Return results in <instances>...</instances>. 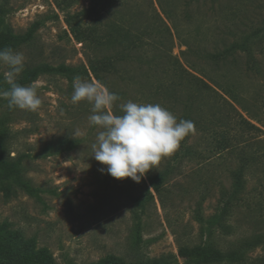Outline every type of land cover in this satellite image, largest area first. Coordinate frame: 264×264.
<instances>
[{
	"label": "rangeland",
	"instance_id": "rangeland-1",
	"mask_svg": "<svg viewBox=\"0 0 264 264\" xmlns=\"http://www.w3.org/2000/svg\"><path fill=\"white\" fill-rule=\"evenodd\" d=\"M181 1L176 0V4L179 6ZM92 2L76 0L63 10L52 0H7L0 9V30L4 35L25 39L15 49L26 58L21 74L40 65H62L72 71L88 67L83 45L70 34L65 18L89 8ZM151 2L159 12L156 0ZM136 3L133 0L129 4L132 12L145 11L144 0L138 3L139 11ZM36 23L38 28L28 37ZM87 23V19L82 21V25ZM263 25L264 0H204L199 14L189 25L181 27V38L192 47L187 54L189 61L205 74L189 70L190 73L199 78H216L225 87L236 83L245 106L257 112L264 122V105L254 99L257 91L264 99V88L235 70L215 74L203 59V54L216 46L222 49L224 42L239 41ZM261 47L262 56L256 53L258 48L253 50L264 63V41ZM185 50L186 46H180L174 37L173 55L180 58ZM7 70V66L0 64V91L9 88L3 75ZM74 77L40 75L30 84L42 101L35 112L9 109L7 99L0 97V117L5 116L10 133L7 149L0 158L2 251L19 258L42 255L52 264H98L112 257L123 264H146L160 259L162 264H216L189 262L179 256V251L204 243L207 232L197 218L213 215L221 193H230L232 174L237 168L235 153L215 155L210 150L209 136L200 132L190 134L186 144L197 154L176 162L167 159L176 168L163 193L159 196L150 189V197L144 199L148 176L155 175L160 164L140 183L116 180L100 171L104 166L92 157L91 145L98 129L88 121L91 105L71 102ZM82 78L97 81L91 74ZM128 90L133 93L132 88ZM216 92L232 103L228 96ZM210 97L215 96L210 93ZM256 104L262 107L261 111ZM223 106L224 112L238 119L228 105ZM251 122L262 131L258 138L263 139L264 128ZM225 131L226 137H235L232 128ZM67 140L79 141L72 150L61 151ZM252 183L249 179V185ZM139 199L144 203L142 207L138 206ZM229 221L228 232L210 230L217 249L226 250L246 233ZM136 234L139 243L133 245ZM247 257L253 261L262 258L264 264L261 248L249 251Z\"/></svg>",
	"mask_w": 264,
	"mask_h": 264
},
{
	"label": "trees",
	"instance_id": "trees-1",
	"mask_svg": "<svg viewBox=\"0 0 264 264\" xmlns=\"http://www.w3.org/2000/svg\"><path fill=\"white\" fill-rule=\"evenodd\" d=\"M60 9L70 8L76 0H52ZM133 0H93L91 6L79 13L66 16L65 23L73 37L79 40L88 60V67H78L72 71L62 65L52 68L47 65L37 66L21 74L17 83L22 86L32 84L40 75H76L81 78L87 74L106 85L120 99L113 106V112L121 115L119 105L129 100L137 103H158L171 111L177 119L191 120L195 132L210 137V150L215 154L233 152L237 158V168L233 172V184L228 195L221 193L216 212L210 217L197 221L205 226L207 237L202 245L193 249H182L179 256L195 263L216 264H262V258L251 260L247 257L249 251L261 248L264 251V138H258L262 131L251 121L264 128V122L257 112L245 106L242 97L238 96L236 83L225 87L218 79L208 75L199 78L190 73H203L197 70L187 54L191 51L190 43L181 38V27L189 25L199 14L204 0H182L178 6L176 0H156L159 12L152 6L151 0L145 1V11L139 14L132 12L130 3ZM138 11L141 0H135ZM7 0H0V9ZM196 9V10H195ZM141 15V17H140ZM1 16V15H0ZM87 19L88 23L82 25ZM38 28L34 24L28 32L31 37ZM10 31H8V34ZM180 46H186L180 58L173 55V39ZM231 43L224 42L222 49L216 46L211 52L203 54V59L209 64L210 71L235 70L247 79L264 85V63L254 55H263L261 47L264 41V25L253 34ZM25 39L4 35L0 30V49L10 47L17 49ZM233 72V71H231ZM128 88H132L130 93ZM219 90L232 101L230 103ZM264 90V89H263ZM214 94V98L210 97ZM209 94V95H207ZM210 97V99L208 98ZM216 97L218 99H216ZM254 99L264 105V99L259 91L254 93ZM228 105L238 119H234L222 109ZM236 105L243 114L239 113ZM257 105V104H256ZM255 105V106H256ZM257 105V110L261 111ZM249 119V120H248ZM6 118L0 117V158L7 149L10 133L5 124ZM232 128L233 139L226 137L225 129ZM194 132V133H195ZM187 136L179 149L170 157L163 158L160 169L155 175L148 176L149 187L144 192V199L150 197V189L161 196L164 186L175 171L174 162L197 154L186 144ZM79 140H67L61 151H70ZM202 155V154H201ZM167 161V159H170ZM249 179L253 183L249 185ZM143 206V201H137ZM232 220L238 227L246 230L245 235L226 250L217 249L211 239V229L218 228L228 232ZM133 245H138L136 234ZM1 264H52L42 255L29 258H19L7 254L0 248ZM163 259L149 261L146 264H162ZM98 264H123L120 259L110 258Z\"/></svg>",
	"mask_w": 264,
	"mask_h": 264
},
{
	"label": "clouds",
	"instance_id": "clouds-1",
	"mask_svg": "<svg viewBox=\"0 0 264 264\" xmlns=\"http://www.w3.org/2000/svg\"><path fill=\"white\" fill-rule=\"evenodd\" d=\"M25 56L10 47L0 49V64L7 66L4 79L9 85L0 91L9 109L37 111L42 104L34 86H22L17 78L25 69ZM120 99L99 81L74 77L71 102L91 105L89 124L98 129L91 145L92 157L116 180L130 179L135 183L155 169L163 158L172 156L181 142L195 132L191 120L177 119L158 103H137L131 100L119 105L121 115L113 112Z\"/></svg>",
	"mask_w": 264,
	"mask_h": 264
}]
</instances>
